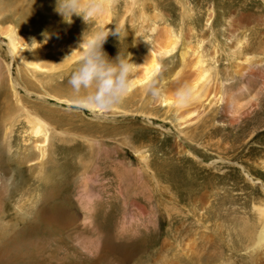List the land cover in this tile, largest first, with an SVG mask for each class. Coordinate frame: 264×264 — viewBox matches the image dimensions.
<instances>
[{
  "label": "bare ground",
  "instance_id": "1",
  "mask_svg": "<svg viewBox=\"0 0 264 264\" xmlns=\"http://www.w3.org/2000/svg\"><path fill=\"white\" fill-rule=\"evenodd\" d=\"M112 1L113 0H104L103 2L105 6L103 15L95 20H91L90 23L93 21V23H98V25L101 23L106 25L107 22H109V19L111 21L109 6L111 5ZM36 2V0L35 2H30L27 5L28 7H22L20 11L18 10V27L21 28L19 31L15 29L16 26L7 25L0 27V30L2 31L1 34L4 35L8 40V43L5 45L9 63L16 64L18 70L17 74H19V65H21L23 68L27 69V71L31 70V72L41 74L44 78L48 79L47 82L43 80V83H39V85H37L38 91H32L31 89L26 88L24 85H21L20 87H22V90L25 92V96L27 98L21 97L17 91L12 89L13 100L15 103L13 106L9 105V98L7 97V94H2L3 106L0 107V125L1 121L9 120V125L6 128L2 139L6 144V147L11 149L10 145L13 144L11 142V134L14 131V128L16 127V129H19L20 132L25 135L24 138L26 143H28V147L27 145L26 148L23 147L27 153L21 157V160L28 164L27 168H29V170L34 171L35 169H38V171L41 172L45 169L47 163L45 160L48 158L47 155L49 150L53 148L52 142L55 140L54 137L58 133L62 134L63 132L61 130H57L56 126L53 125V122H51V125L47 120L44 119V117L41 116L43 115L52 119L54 109H48L47 107L50 100H55L60 104L64 103L65 105L72 107L80 106L81 108L88 110L91 115L90 119H92L93 115L96 125L102 124L103 120H107L108 114H121L123 117H130L131 119L135 118L136 116H141V119L143 117L145 118H143V120H145L146 123H151L153 122L151 121V118L157 119L155 116L162 112L164 116L163 120H160L162 123H159V126L164 128L166 127L165 124L169 125V127H166L164 131L168 133V135H172V146L178 147V141L182 136L192 142L198 148L197 151H195L197 157L193 158L196 162V165L200 166L198 169H206L208 171H215L216 169L219 171L229 169V174L231 176H237L235 172L237 171V173L240 175V178H242L243 181L248 182L250 187V190L248 191L249 195H252L256 190L261 191L264 194V16H256L241 12L240 6L243 5L239 3V6H237L235 10L230 11L226 17H223V21L225 22V31L227 34L225 37L226 40L224 39L225 51L222 50V53H219V46L217 42H215L216 40H213L212 33L211 36H209L210 34L207 35L209 36L208 38L206 37L207 39H202V37H204L202 36L197 41V45H195V47H189V43H187V46L183 47L182 50L179 51V59L176 58L175 62L172 61L173 64L170 63L167 58L170 56L172 58V56L175 54V49L181 38L180 34H176L169 26V23H167V25L157 16L149 19H147L146 15L145 17H143V15L139 16L138 26L135 27L137 28V31L132 37L134 41L133 48L134 50L136 48V50L132 52L133 54L131 56V61H135V67L133 65L134 69L132 70L131 85L127 93L118 103L107 109H99L94 106L80 103V95L82 94L77 96L78 93H73L67 96V98H61L58 93H71L70 89L64 91V87H58L54 83L56 71H58L59 67L67 68L69 63L79 60L80 54L73 50L78 49L82 34H77L75 31L81 30V28L84 27H80L78 22L74 25H69V23H66L65 20H59L58 22L54 23L55 17H57L59 14L56 11L55 0H46L40 4H37ZM256 2L260 3L264 7V0H257ZM185 8L186 7H184V4L181 3L180 9L183 11ZM184 11L187 12V9ZM213 15L214 11L211 10L207 15L206 25L207 22L211 20L210 18H212ZM71 17L77 18V16L74 15ZM43 23H47L48 27L45 28V31L42 33V35L34 37L32 34L25 33L28 30L27 27L32 25V27L35 26L37 29V25ZM183 23L184 22H182V24ZM183 27H185L187 30L186 26L183 25ZM203 33H205V31ZM52 35H55V38L51 37ZM182 38H185V36ZM187 39H189L188 34L186 35V40ZM54 41H56L58 44L56 45ZM53 43H55V45ZM225 53L227 56L226 60ZM108 54L110 53L108 52ZM115 57L116 55L114 58ZM186 58H189V60ZM222 62L226 63V65H222L223 67L219 70L218 63ZM9 65L11 64H7L8 74L10 73ZM50 84L54 87L53 89H51ZM10 85L18 87V83L15 79L13 80V84L10 83ZM82 92L85 93L86 90L82 89ZM29 94L35 95V98L38 101L34 102V100H31L28 97ZM123 99H125V102H138V108H133L134 110L129 111L126 106L123 107L121 105ZM242 99H245V101H242ZM241 101L242 103L247 101L250 103L248 102L249 104L242 105ZM256 116H258L256 123H246L249 120H254V117ZM108 118L110 119V117ZM113 120L114 119H112V121ZM87 121L84 122L83 128H85L87 132L90 133V135H78V139H84L83 141L81 140L82 144L86 143L87 146L91 147L92 143L88 141H92L94 137H101L99 134L104 132L106 129L102 128L101 126H96V129H92L90 127L92 126L91 120ZM19 122L20 125L18 126L17 124ZM105 125H107V122H105L104 126ZM111 132L112 130H106L105 137H112ZM251 143L254 144L253 147L252 145L250 147L248 146ZM138 144L140 145L138 148L132 147L133 153L140 164L145 167V171L149 172L150 168L154 169L155 166L151 162V159H148L150 154L148 150L146 151L143 137L140 139ZM94 145L98 144L94 143ZM30 149H33L35 153L33 154V151L30 152ZM176 149L181 151L179 148ZM109 150L107 148V151ZM112 150L109 152H113ZM187 153H189L190 156H194V154L191 152ZM203 157L207 158L206 161L208 163L206 166L202 163L205 161ZM238 158L240 159L239 161H237ZM112 165L110 167H112ZM17 166L18 165L11 162L0 163V179L3 176L9 174L11 177L12 172L15 171L13 177L14 179L11 183V185H14L16 178L19 176V171L15 169ZM75 171L77 173V170ZM227 173L228 171L223 172L221 173V176H224ZM107 175L108 173H106V176ZM94 176L95 175L90 177L87 175L83 183L81 182L82 184H79L80 189L76 194V201H78L81 207H84V205L91 201V198H93L94 194L91 188L94 186L91 185H93L95 182ZM153 176L156 175L150 172V177ZM197 176L198 177L196 179L192 177L189 178L183 174L178 176L177 173L173 172L172 170L171 174L164 178L169 181L171 185L178 187V189L174 188L173 190L178 192L186 190V194H188V197L191 199V206L188 210L185 209V212L187 214L191 213V216L195 218L194 220L196 221L197 225H202L205 227L203 223L206 224L207 222V217L205 215L207 209H203L202 206L199 209L200 213L196 215L194 212L198 206L196 203L202 202L201 198L205 197L204 205L208 202L206 198L208 191H202L204 189L202 187L205 183L206 177L201 176L199 172H197ZM213 176H215V174ZM154 178L155 177H153V179ZM228 179L229 178H227V180ZM232 179L234 180L236 178ZM253 179L256 180V182H253ZM45 181V184L49 183L47 184L49 187L46 185L42 186L43 194L40 195V198H37L33 202V209L24 203V205L21 203L13 204L15 208H13L12 205L13 212L15 213L14 217L9 215L10 204L14 195H17L16 192H19L17 190L21 187V185L16 184L13 186L15 189H17L15 193L10 191L5 195L0 194V227L2 228L7 223H11L12 226L17 228L16 231L12 233V236L6 239L9 245L12 242L17 243L20 235H23L24 238L34 236V238L37 239L38 237H45V233H48L47 237L52 239L50 246L47 247L44 256H37L33 252L36 256L31 259V264L139 263V257L141 256H137L135 259L133 256L144 253V250L148 248L146 247L147 244L142 242L129 244L123 241L116 242L115 240H111L109 238L111 230L109 231L106 227L104 228L108 230L109 234L105 235L99 230V228H95L97 237L93 240L87 239L86 243H84V246L82 247L84 253L81 251V249L74 245V240L72 242L62 240L60 237L66 234L68 230H72V223L70 222V219L74 214L68 210L70 202H58L56 200L59 197L58 190H56L57 187L54 185V187H56L55 190L50 188V183H52L54 180L47 182L45 179ZM154 181L156 182V180ZM59 182L61 183V181ZM4 184L7 187V183L0 180V188H3ZM210 184L212 185V183ZM119 186L118 189H120ZM170 187L171 186L169 185L157 188L162 191L163 189L169 190ZM102 188L103 187H101V190H103ZM199 189L201 191L200 194L195 195L194 192ZM5 191H7V189ZM95 193H98V191H95ZM193 196H200V199L198 197L193 200ZM250 198L251 206L249 209L255 216L256 221H252L251 225L248 226V223L250 224L251 221H248L249 219L245 217V215L236 218L242 225L239 226V228L241 227V233L244 235L248 244L242 248L243 252L241 253L240 251L236 250V247L233 248L236 250V252L238 251L240 256L243 257L241 260L250 256H254V264H264V201H262V197L259 198V196H251ZM171 204L174 206L173 209L175 208L172 210V212L176 215H179V211L176 210H182V208H180L181 206L177 204L176 200L171 201ZM130 206L131 208H135V210L138 211V215H143L145 213V208L134 201L131 202ZM224 207H226V209H236L234 204L229 206L224 205ZM226 209L224 210L226 211ZM23 211H25V213ZM24 214L25 217L23 216ZM179 227L180 229H183V223H180ZM9 229L11 232L12 228ZM183 231H185V228ZM201 236L202 237L199 247L201 249H205L209 244V240L207 236ZM189 237L191 238L190 235ZM25 239L27 240V238ZM225 239L228 242V235L225 236ZM189 241L190 239L187 238V241L182 243V247L179 250L181 251V254L183 253L189 256L197 250V246H192L195 242H190L191 244H188ZM0 242L2 241L0 240ZM8 243L5 244L8 245ZM240 243L244 245V242ZM5 244L2 246V249L0 248V264H29L28 260H25L26 255L24 256L25 259H23L24 262L18 260L17 257L15 259L8 260L6 256H1L2 252L6 251V249L9 247V245L6 246ZM163 249L164 245L162 246L161 253L156 255L150 261L144 262L143 264H175V261L173 262L168 259V254L166 255V253L163 252ZM94 253H98L97 259H89L86 257L91 254L93 256ZM188 253L190 254L188 255ZM16 255L18 256V254ZM21 257L22 256L20 255V258ZM188 259L190 261L195 260L196 256L192 258L189 256ZM222 263L224 264V262Z\"/></svg>",
  "mask_w": 264,
  "mask_h": 264
},
{
  "label": "rangeland",
  "instance_id": "2",
  "mask_svg": "<svg viewBox=\"0 0 264 264\" xmlns=\"http://www.w3.org/2000/svg\"><path fill=\"white\" fill-rule=\"evenodd\" d=\"M36 1L37 4L38 3L40 4L46 0H36ZM103 1L104 0H100L103 6H105ZM132 1L133 0H113L111 5L109 6L111 21L109 19V22H107L105 27L110 32L113 31L114 29H116L119 32V37L118 34L109 35L106 39V42L103 44V49L107 54L108 52L110 53L108 54L110 58H114V56L117 55L119 51L123 55H127V53H129L131 58L133 54L132 52L136 50V48L135 50L133 48L134 41L132 37L134 33L136 34L137 31V28L135 27L138 26V17L142 15L143 17H145L146 15L147 19L157 16L161 21H164L166 24L169 23V26L176 34H180L181 38L175 49V54L172 56V58L171 56L167 58L169 62L172 64L173 62L176 61V58L179 59L178 58L179 51L182 50L183 47H186L187 43H189L188 44L189 47H195V45H197V41L202 36H204L202 37V39H207L209 36H211L212 33H213L212 34L213 40L214 41L216 40L215 42H217L219 46L218 47L219 53H222V50L225 51L224 41L226 40L225 37L227 34L225 31V25H224L225 22L223 21V17H226L230 11L235 10L237 6H239V3L243 5L240 6L241 12L256 16L258 15L264 16V7L260 3L256 2L257 0H249V1L248 0H180V1L179 0H134L133 2ZM155 1L158 3H156ZM30 2H35V0H0V27L7 25L16 26L15 29L19 31L21 28L18 27L19 26L18 13L22 9V7H28L27 5ZM181 3L184 4V7H186L185 9H187L188 13L184 11L185 9L183 11L180 9ZM211 10L214 11V15L212 18H210L211 20H209L206 25V18ZM73 15L77 16V18L71 17V23H69V25H74L75 23L78 22L80 27L82 26L84 27L81 28V30L75 31V33L77 34H82L87 30L94 31L101 25V24L98 25V23H93V21L92 23H90L91 21L86 23L82 17L76 14ZM65 19H67V16H65ZM54 20L55 23L58 22L59 20H64V19L60 14H58V16L55 17ZM82 22H84L85 24ZM182 22L184 23L182 24ZM183 25L187 27V30L185 27H183ZM29 27H27L28 30L25 33H29L32 34V36L37 37L38 35H42V33L45 31V28L48 27V25L47 23L37 25V29L35 26L32 27V25ZM204 31L205 33H203ZM1 32L2 31L0 30V107L3 106L2 94L4 93L7 94V97L9 98L8 103L10 106H13L15 105V103L13 100L12 89L17 91L21 97L27 98L25 96L26 95L25 92L22 90V87H20L21 85H24L26 88H29L32 91H38L37 85H39V83H43L44 81L45 82L48 81V79L44 78L43 75L38 73H33L31 72V70L27 71V69L23 68L21 65H19L20 67L19 74H17L18 70L16 64L9 63L8 60L6 45H5L6 43H8V40L4 35L1 34ZM194 33L196 36L194 35ZM187 34L189 35V39H187L188 41L186 40ZM208 34L210 35L207 36ZM54 36L52 35L51 37L55 38ZM183 36H185V38H182ZM56 41L54 42L57 45L58 43ZM55 43L53 44L55 45ZM226 57L227 56L225 53V60ZM186 59L189 60V58ZM78 61H73L69 63L67 68L59 67L58 71H56V76H55L56 78H54V83L58 87L60 86L64 87L65 88L63 89L64 91L70 89L71 92V93L68 92L58 93V95L61 96V98H67V96L73 93H78L77 96H79L80 94H82L80 96H83L85 94L82 92V89L79 92L75 91L72 88V86L68 83L70 73L75 68ZM130 62L133 63L135 67V63H134L135 61L133 60L131 61L130 59ZM7 64H11L9 65V72H10L9 74L7 70ZM222 65L225 66L226 63L224 62L218 63L219 70L223 67ZM134 67H132V70L134 69ZM14 79L18 83V87H14V85H10V83L13 84ZM66 87H70V88H66ZM53 88L54 87L51 85V89ZM28 97L31 100H34V102L38 101L35 98V95L33 94H29ZM242 101H245V99H242ZM248 102L249 101L244 102L242 103V105H247L250 103ZM121 105L123 107L126 106V108L129 111L137 109L139 106L138 102L136 103L130 101L125 102V99H123ZM47 108L54 109L52 119L43 115L41 116L44 117V119L47 120L49 124L53 122V125L56 126V129L61 130L63 132L62 134L58 133L54 137L55 140H53L52 142L53 148L49 150V153L47 155L48 158L47 160H45L47 161L46 167L41 172L38 171V169H35L34 171L29 170V168H27L28 164H26L23 160H21V157L27 153L24 150V148H26V145L28 147V143H26L25 141L24 138L25 135L21 133L19 129H16V127L14 128V131L11 134L12 135L11 142L13 143L12 145H10L11 149H8L6 147V144L4 143L2 138L6 128L9 125L8 124L9 120L1 121L0 163L11 162L18 165L15 169L19 171V176L16 178L14 185L16 184L21 185V187L18 188V190L15 189V187H13L14 185H11L12 180L14 179L13 177L15 171L12 172L11 177L9 174L3 176L0 179L2 180V182L7 183V187L4 184V187L0 188L1 195L3 194L5 195L7 194V192L10 191L12 193L13 192L15 193L16 190L19 191L18 193L16 192L17 195H14L13 200H11L10 212H9V215L11 217L15 216V213L13 212L12 209L13 204L16 203H21L22 205L27 204L29 207L33 209L34 208L33 202L37 198H40V195L43 194L42 186L46 185L47 187H49L47 185L49 183L45 184L46 183L45 179L47 180V182H51L54 180L52 183H50L51 185L50 188H52V190H55L57 187L56 190H58L59 197L56 200L58 202L61 201L67 203L70 202L68 210L74 214L70 219V222L72 223V230H68L69 232L67 231L66 234H64L60 238H62V240L71 241V242L74 240L73 241L75 242L74 245L77 248L81 249L83 253L84 251L82 250V247L84 246V243H86L87 239L93 240L94 238H96L97 233H95V228L97 229L99 228V230L102 233H104V235L109 234L108 230L109 231L111 230L109 238L111 240H115L116 242L123 241L129 244L142 242L144 244H147L146 247L148 248L144 250V253L133 256L134 259L137 256L138 257L141 256L139 257L140 259L138 264H143L144 262L150 261L156 255L161 253L163 245H164L163 252L166 253V255L168 254L167 255L168 259L173 262L175 261V264H223L222 262H224V264H254L253 262L254 256L253 257L250 256L241 260V258L243 257L238 254V251H240V253L243 252L242 248H244L245 245L248 243L246 242L244 235L241 233V227L239 228V226L242 225L238 222V219L236 218L245 215V217L249 219L248 221H251L250 224L248 223V226L251 225L252 221H256L255 216L249 209V207L251 206L250 197L259 196V198L262 197V201H264V194L261 191L256 190L252 195H249L248 191L250 190L249 189L250 187L248 185V182L243 181L242 178H240V175L237 173V171H235L237 176H231L229 174L230 171L229 169L220 170V171L218 169H216L215 171L198 169L200 166L196 165V162L193 159L197 157L195 151H197L198 148L192 142H190L189 140H187L182 136L178 141L179 142L178 147H173L172 146L173 142L171 137L172 135L171 134L168 135V133L164 131V129L166 127H169V125L165 124L166 127L164 128L159 126V123H162L161 121L163 120V116H164L162 112H160L155 116V118L157 119L151 118V121H153L151 123H146V121L143 120L144 117L141 119V116H136L135 118L131 119L130 117L128 118L123 117L121 114H116V115L108 114L107 120H103L102 124L96 125V123L94 122L95 120L93 115H92V119H90L91 115L88 112V110L81 108L80 106L72 107V106H67L64 103L60 104L55 100H50ZM108 117H110V119ZM112 119L114 120L112 121ZM257 119L258 116L254 117V120H249L246 123L248 124V122H250L251 124H254L257 122ZM87 120H91L92 126L90 127L92 129L93 128L96 129V126H101L106 130H110V131L112 130L111 132L112 137L110 138L105 137L106 135V130H105L104 131L105 133L102 132L101 134H99L101 135V137H94L92 141H88L92 143L91 147L87 146L86 143L82 144V141L84 139L83 140L81 138L78 139L79 136L83 134L90 135V133L87 132L85 128H83V124ZM105 122H107V125L104 126ZM17 125L19 126L20 122ZM73 134L76 135L74 136ZM141 135L144 139V146H146V151L148 150L150 154V157L148 159H151V162L155 166L154 169L150 168L149 172L145 171V167H143V165L140 164L138 159L135 158L136 156L134 155L132 150L133 149L132 147L138 148V146H140L138 142L140 141V139H142ZM70 142L73 143L71 144ZM94 143L98 145H94ZM251 145L252 147L254 146L253 143L249 144L248 146L250 147ZM107 148L108 150L110 149L109 151L115 148L112 150L114 153L107 151ZM176 148H179V150L181 151H178ZM30 150H29L30 152L33 151L32 152L33 154L35 153L33 149ZM187 152L193 153L194 156H190L189 153ZM203 159H205V161L202 163L203 165L206 166V164L208 163L206 161L207 158L203 157ZM239 160L240 159L238 158L237 161ZM111 165L112 167H110ZM75 170H77V173ZM172 170L173 172H176L178 176L183 174L189 178L192 177L196 179L198 177L197 172H199L201 176L206 177L205 183L203 184L202 187L204 189L202 191L203 192L208 191L207 192L208 195L206 197L208 202L204 205L205 197L201 198L202 202L197 201L199 204L196 203L198 206L196 207L194 212L196 213V215L200 213L199 209L202 206L203 209H207L205 213L207 217V222L206 224L203 223L205 227H203L202 225H201L202 227L197 225L196 221L194 220L195 218L191 216V213L187 214L185 212L191 206V202H190L191 199L188 197L189 195L186 194V190L181 191L182 193L173 190L174 188L178 189V187L171 185V183L164 178L167 177V175L169 176ZM226 171H228V173L224 176H221V173ZM150 172L154 173L157 177L153 176L155 177L154 179L153 177H150ZM0 173H1V169H0ZM106 173H108L107 176ZM214 174L215 176H213ZM87 175L90 177L95 175L94 176L95 182L93 185H91L94 186L91 188L94 195L93 198H91V201L86 203L84 207L83 206L81 207L78 201H76L77 200L76 194L80 189L79 184L81 182L83 183ZM227 178L229 179L227 180ZM232 178H236V179L233 180ZM154 180H156V182ZM59 181H61V183ZM253 182H256V180L253 179ZM210 183H212V185ZM54 185H56V187H54ZM169 185L171 186L169 190H164V189L162 191L159 190L160 187L169 186ZM204 185L206 188L204 187ZM118 186L120 187V189H118ZM101 187H103L102 188L103 190H101ZM6 189L7 191H5ZM95 191L96 192L98 191V193H95ZM200 192L201 191L199 189L195 191L194 194L199 195ZM183 195L186 196L184 197ZM198 197L200 199V196L197 197L193 196L192 199L194 200L195 198ZM173 200H176L177 204L181 206L180 208H182V210L176 208L177 209L176 211H179L178 212L179 215H176L175 213L172 212V210L175 209V208L173 209L174 206L171 204V201ZM132 201L140 204L145 208V213L143 215H138V211L135 210V208H131L130 204ZM231 204H234L236 206V209L232 210V209H226V207H224V205L229 206ZM13 208H15L14 205ZM224 209H226V211ZM23 212L25 213V211ZM23 216L25 217V214ZM180 223H183V229L185 228L186 232L183 231V229H180L179 227ZM10 224L11 223H7L2 228L0 227V232H2L0 233V240L2 241L0 242L1 249L3 248L2 246L5 243H8L6 239L12 236V233H14L17 229L14 226H12V224L11 225ZM104 227L108 228V230ZM9 228H12L11 232ZM189 235L191 236V238L189 237ZM201 235H203V237L207 236L209 240V244L205 249H201L199 247L200 245L199 243L202 237ZM226 235H228V242L225 239ZM47 236L48 233H45V237L43 238L38 237L37 239H35L34 236L33 237L29 236V237H25L27 238L26 240L23 235L22 236L20 235L17 240V243L12 242L10 245L8 243L9 245L8 249L2 252L1 256H6L8 260L15 259L17 257L18 260H21L23 262H24L23 259H25L26 257L25 260H28L29 264H31V259L33 257H35L36 255L44 256L47 247L50 246V242L52 239ZM187 238L190 239L188 244H191L190 242L193 243L195 242L194 244L192 243L193 244L192 246L195 247L197 246V250H196L197 252L195 251L191 255H189L190 253H188L190 258L196 256V259L192 261L188 259L189 256L183 253L181 254V251H179L180 248L182 247V243L184 241H187ZM240 242H244V245H242ZM5 245L8 246L7 244ZM233 247L234 248L236 247V250L238 251L236 252V250ZM235 253H237L240 257ZM16 254H18V256ZM94 254L93 256L91 254L86 257L89 259L90 258L97 259L98 253H94ZM20 255L23 258L22 257L20 258Z\"/></svg>",
  "mask_w": 264,
  "mask_h": 264
},
{
  "label": "clouds",
  "instance_id": "3",
  "mask_svg": "<svg viewBox=\"0 0 264 264\" xmlns=\"http://www.w3.org/2000/svg\"><path fill=\"white\" fill-rule=\"evenodd\" d=\"M56 11L65 22L71 23V16L76 14L88 23L103 15L104 6L100 0H56ZM117 34L119 37L116 29L110 32L102 23L96 30L82 33L78 49L73 50L80 54L79 61L68 80L75 91L86 90L80 103L107 109L127 93L132 82L130 54L119 51L110 58L103 49L107 37Z\"/></svg>",
  "mask_w": 264,
  "mask_h": 264
}]
</instances>
